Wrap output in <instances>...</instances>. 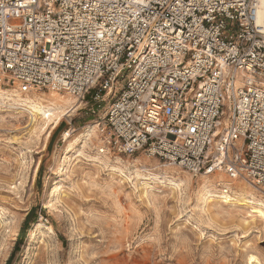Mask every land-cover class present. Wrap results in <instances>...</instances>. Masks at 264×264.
I'll return each mask as SVG.
<instances>
[{
  "label": "built area",
  "instance_id": "built-area-1",
  "mask_svg": "<svg viewBox=\"0 0 264 264\" xmlns=\"http://www.w3.org/2000/svg\"><path fill=\"white\" fill-rule=\"evenodd\" d=\"M260 7V0H0V80L23 94L47 90L84 102L117 153L264 188ZM230 186L220 191L229 195Z\"/></svg>",
  "mask_w": 264,
  "mask_h": 264
},
{
  "label": "rangeland",
  "instance_id": "rangeland-1",
  "mask_svg": "<svg viewBox=\"0 0 264 264\" xmlns=\"http://www.w3.org/2000/svg\"><path fill=\"white\" fill-rule=\"evenodd\" d=\"M124 83L116 82V93ZM84 104L61 121L65 127L49 152L50 137L30 135L27 113L0 106V264L31 208L37 219L11 264H246L248 255L264 264V221L218 195L230 182L231 191L264 204V188L221 182L220 173L192 177L143 153H117L88 131L94 118ZM203 179L218 184L217 195L210 188L218 198L203 203Z\"/></svg>",
  "mask_w": 264,
  "mask_h": 264
},
{
  "label": "bare ground",
  "instance_id": "bare-ground-1",
  "mask_svg": "<svg viewBox=\"0 0 264 264\" xmlns=\"http://www.w3.org/2000/svg\"><path fill=\"white\" fill-rule=\"evenodd\" d=\"M260 1L261 7L257 12V21L260 24L264 25V0ZM0 82L2 83V80H0ZM44 100H46V102ZM78 105L79 101H77L76 98L64 93L52 92L49 98L41 99L38 95L34 93L33 90L23 94L16 87H13L10 90H3L0 87V106L9 107L10 109L15 108L16 110L27 113L30 116V121L32 124L30 135L35 134L36 137L37 133L38 135L39 133H45L47 135L46 138H49L51 132L59 125V123L64 118H70L72 113L75 112L78 108ZM87 129L88 131H91L94 134L99 144H103V140L100 137L97 138L99 134H97V131L95 130L96 125H91L87 127ZM66 137H69V135L66 134ZM99 152L102 153L103 149H100ZM218 177L221 178V182L225 179V176L223 174H219ZM150 180H152V182L157 181L159 183H163L154 176H151ZM233 184L236 186L237 181ZM248 185L250 186L251 184ZM142 187L147 190V188L149 187V183L143 182ZM216 187H218V184L213 185L210 184L206 179L202 180L201 188L204 192V194H202L203 203H206L211 197L218 198L217 196L213 195V193H216L217 195L218 190ZM210 188L213 189V193ZM238 188L239 190H245L243 187H241L240 183L238 185ZM218 195H220L219 199L222 200L223 204L227 205L230 203H237L238 206L249 207L250 211L248 218L255 217L264 221L263 203L247 201L244 195L241 196V194L235 193V191H231V194L229 195L224 194L221 191V194L219 193ZM245 262L246 264H261L259 259L256 258L254 255H248Z\"/></svg>",
  "mask_w": 264,
  "mask_h": 264
},
{
  "label": "trees",
  "instance_id": "trees-1",
  "mask_svg": "<svg viewBox=\"0 0 264 264\" xmlns=\"http://www.w3.org/2000/svg\"><path fill=\"white\" fill-rule=\"evenodd\" d=\"M64 127H65L64 122H61L54 129V131L52 132V134L50 136V140H49L48 146H47V151L48 152L51 150L54 141L56 140L58 135L62 132ZM42 168H43V162H42V165L40 166L39 173H41ZM36 211H37L36 208H31L28 211L27 215L25 216V218H24V220L22 222V225H21V227L19 229L18 235H17V240H16V243H15V247H14L12 253L10 254V256L7 259L5 264H11L12 259H13L14 254H15V250H17L19 248V245H20L21 241L26 236V233H27V230H28L29 226L32 223H34L36 221V219H37Z\"/></svg>",
  "mask_w": 264,
  "mask_h": 264
}]
</instances>
